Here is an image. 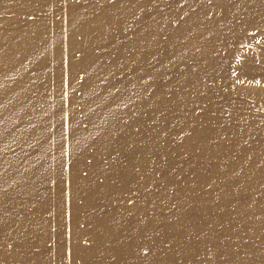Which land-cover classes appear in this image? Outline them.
I'll return each instance as SVG.
<instances>
[{
  "label": "bare ground",
  "instance_id": "1",
  "mask_svg": "<svg viewBox=\"0 0 264 264\" xmlns=\"http://www.w3.org/2000/svg\"><path fill=\"white\" fill-rule=\"evenodd\" d=\"M0 264H264V0H0Z\"/></svg>",
  "mask_w": 264,
  "mask_h": 264
}]
</instances>
